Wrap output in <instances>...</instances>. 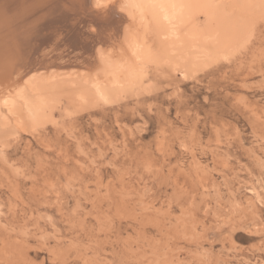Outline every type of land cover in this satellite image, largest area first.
<instances>
[{"label":"rangeland","instance_id":"obj_1","mask_svg":"<svg viewBox=\"0 0 264 264\" xmlns=\"http://www.w3.org/2000/svg\"><path fill=\"white\" fill-rule=\"evenodd\" d=\"M72 1L0 0L43 23L12 44L19 25L0 27L2 86L78 52ZM212 3L229 24L192 3L141 88L78 101L62 84L40 119L0 102V264H264V0Z\"/></svg>","mask_w":264,"mask_h":264},{"label":"bare ground","instance_id":"obj_2","mask_svg":"<svg viewBox=\"0 0 264 264\" xmlns=\"http://www.w3.org/2000/svg\"><path fill=\"white\" fill-rule=\"evenodd\" d=\"M212 1L73 0L72 4L80 3V6L79 9L76 6L77 11L73 9L72 12L78 13L80 16L79 20L83 18L81 22L84 20L87 24L86 26L83 23L84 26L79 32H75L78 33V37H72L73 39H71L74 50L78 49V52L73 53L74 51L72 50V53H69L70 51H63L64 53L61 51L60 54L51 52L52 56L32 63V66L27 71L21 74L17 71L16 73L19 76L17 74L16 84L10 83V85H6L7 87L0 84L1 88L5 89L2 96H0V102L2 101L9 111L11 110L10 113L14 112L11 107L21 105V110L24 111L21 112V117L24 113L28 118L40 119L46 112L45 108L49 99L47 98V93L57 90L58 87L61 88L62 84H68V87L75 93V97L79 99L78 101H84L92 97L98 102H105L128 91L141 88L149 81L148 70L152 64L173 58L178 54L177 50L183 44L180 43L185 41V36L179 30L190 19V14L193 10L192 3L195 4L200 14L206 12L209 16H212L211 18L214 21L216 20L215 23L218 22V30L216 32L223 30L229 24V17L223 12L216 10L217 7L213 6ZM15 8L17 6H12L11 10H9L10 14L6 10L3 16H0V27L6 24L19 25L15 29L16 32L6 27L10 32L15 33L11 44L19 36L22 40V37L27 32L34 33L37 25L42 23L40 20V23L36 21L38 24H34L35 22L32 21V18L31 22H27L30 19H27L26 14L24 12L21 14L22 10L14 12ZM43 9L45 10V8ZM29 10H31V7ZM6 13L9 15L7 14L8 16H6ZM12 13H14L13 17ZM211 25L213 27V24L208 25V27ZM214 32L210 30L208 33L212 37H217ZM31 33L28 34L30 38L33 35ZM24 42H19L21 47L25 45ZM194 47L197 48L194 58H199L202 61L204 59H201V57L210 58L212 56L207 46L197 43L194 44ZM18 49L20 50V48ZM36 50L34 53H37ZM22 53L21 51L19 56ZM18 58L20 60V57ZM15 109L19 110L17 107ZM6 112L8 113V111Z\"/></svg>","mask_w":264,"mask_h":264},{"label":"snow or ice","instance_id":"obj_3","mask_svg":"<svg viewBox=\"0 0 264 264\" xmlns=\"http://www.w3.org/2000/svg\"><path fill=\"white\" fill-rule=\"evenodd\" d=\"M99 6V5H98ZM122 7H123V5H122Z\"/></svg>","mask_w":264,"mask_h":264}]
</instances>
